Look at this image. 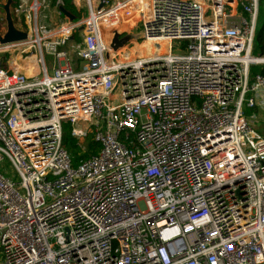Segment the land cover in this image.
<instances>
[{
	"label": "built area",
	"instance_id": "obj_1",
	"mask_svg": "<svg viewBox=\"0 0 264 264\" xmlns=\"http://www.w3.org/2000/svg\"><path fill=\"white\" fill-rule=\"evenodd\" d=\"M45 4L0 46V264H264L259 0H85L81 24L56 0L48 30ZM124 28L154 51L111 50ZM28 44L38 75L10 62ZM65 123L100 146L75 167Z\"/></svg>",
	"mask_w": 264,
	"mask_h": 264
},
{
	"label": "rangeland",
	"instance_id": "obj_2",
	"mask_svg": "<svg viewBox=\"0 0 264 264\" xmlns=\"http://www.w3.org/2000/svg\"><path fill=\"white\" fill-rule=\"evenodd\" d=\"M5 0H0V2H4ZM32 4H33V0H29V2L27 3V5H22L20 2H18L17 6L13 9L14 11L12 16L15 15H19L20 20L24 22H26V26H20L21 24H16V26L20 29H23L24 31H28L29 33V27L33 26L34 23V13L32 12ZM81 9H80V18L78 19L79 23L81 24L88 16L87 14V8H86V4H85V0H82L81 3ZM91 4H92V9L93 11H96L95 8L97 6V0H91ZM16 11V12H15ZM52 11L50 10V8L46 6H42L41 8H39L38 11V15H37V25L41 26L43 28H45L46 30L48 29H52L54 28L56 25H58V19L57 17H55V14H51ZM25 18V19H24ZM13 19H15L13 17ZM15 22V21H14ZM79 24V27H82V25ZM78 27V28H79ZM77 28V29H78ZM257 28V25H256ZM4 29V27L2 28ZM75 30L74 33H77V40L79 41L81 37V31L78 33V30ZM4 30H2L3 32ZM73 33V34H74ZM132 33V31H131ZM136 36L140 35V30L138 29L136 34ZM32 36V35H31ZM75 36H72V41L75 42ZM77 42V41H76ZM132 43L128 44V49L132 50L134 52H137V50H141V51H145L146 53H151L154 51V44L153 43H147L145 42L143 45L141 42H135V41H130ZM159 45V44H157ZM159 48L164 49V45H159ZM126 49V47L124 48ZM123 49V50H124ZM10 58V62L13 63L14 68L23 73L26 76H31V75H38L39 74V67L38 65L35 64V49L31 46V44L28 45H19V46H15L14 48H11L8 52ZM46 63H47V69H48V75L51 76L52 75V68H51V64L52 61L48 58L45 57ZM30 67V68H29ZM252 113V112H250ZM248 113V114H250ZM255 124H261L264 126V114L263 117L259 116V118L256 120ZM256 132H258L259 134V125H256L255 128ZM4 169L6 171H10V167L9 165L5 162L4 164Z\"/></svg>",
	"mask_w": 264,
	"mask_h": 264
},
{
	"label": "trees",
	"instance_id": "obj_3",
	"mask_svg": "<svg viewBox=\"0 0 264 264\" xmlns=\"http://www.w3.org/2000/svg\"><path fill=\"white\" fill-rule=\"evenodd\" d=\"M15 1V5L11 8V12L17 6L19 0ZM47 6L49 8H53L55 6L56 0H45ZM63 8L73 14L76 19L80 18V13H77L76 10L70 5V0H62ZM13 14V12H12ZM15 25L18 24L16 18L14 19ZM20 26L25 27L23 22L21 21ZM3 22L0 18V30L3 26ZM75 37V41L77 40V33L73 34ZM251 54L253 57H264V0H259V17L257 22V28L253 40V46ZM249 77L253 78L255 75H261L264 77V65L262 66H250L249 67ZM62 146L69 153L72 159V166L75 167L80 160L86 159L89 156L95 155L100 146L96 142L92 140V135L88 134L82 142L81 147L77 146L76 141L70 136V126L68 124L62 125Z\"/></svg>",
	"mask_w": 264,
	"mask_h": 264
},
{
	"label": "water",
	"instance_id": "obj_4",
	"mask_svg": "<svg viewBox=\"0 0 264 264\" xmlns=\"http://www.w3.org/2000/svg\"><path fill=\"white\" fill-rule=\"evenodd\" d=\"M105 0H97V6L95 8L96 11L103 10ZM15 5V1L13 0H5L4 2H0V11L2 12L3 16L1 18L3 24H4V32H0V46H8V45H16L20 43H24L29 41V34L24 31L23 29L18 28L15 25L11 7ZM58 11L67 18L70 22H73L76 20V17L71 14L69 11H67L63 7H59ZM78 32L82 30V27H79ZM129 30V28L121 29L120 31L125 32ZM138 41L142 40V35L136 36L135 34H125L121 36L119 32L112 33V38L109 43V47L114 52L120 50L121 48L125 47L127 43L130 41H134L133 39H136ZM137 42V41H135ZM4 56L0 55V68L3 64Z\"/></svg>",
	"mask_w": 264,
	"mask_h": 264
},
{
	"label": "crops",
	"instance_id": "obj_5",
	"mask_svg": "<svg viewBox=\"0 0 264 264\" xmlns=\"http://www.w3.org/2000/svg\"><path fill=\"white\" fill-rule=\"evenodd\" d=\"M112 1H117V0H112ZM28 2H29V0H23V5H27ZM81 3H82V0H70V5L76 10L77 13H80L81 5H82ZM46 5H47V3L44 6H46ZM50 10L54 14V7L52 9L50 8ZM54 16L56 17V15H54ZM73 22H79V21H78V19H76ZM79 38H80V36H79ZM263 114H264V110H260L259 116L263 117ZM256 125H259V131H260L261 135H264V126L261 124H256Z\"/></svg>",
	"mask_w": 264,
	"mask_h": 264
},
{
	"label": "bare ground",
	"instance_id": "obj_6",
	"mask_svg": "<svg viewBox=\"0 0 264 264\" xmlns=\"http://www.w3.org/2000/svg\"><path fill=\"white\" fill-rule=\"evenodd\" d=\"M124 33H127V34H131V30H130V28H129V30H127V31H125ZM125 35V34H124ZM134 41H137L138 42V40H137V38L136 39H133ZM147 43H151V42H148V41H146ZM13 64V63H12ZM30 68V67H29Z\"/></svg>",
	"mask_w": 264,
	"mask_h": 264
},
{
	"label": "flooded vegetation",
	"instance_id": "obj_7",
	"mask_svg": "<svg viewBox=\"0 0 264 264\" xmlns=\"http://www.w3.org/2000/svg\"><path fill=\"white\" fill-rule=\"evenodd\" d=\"M12 7H13V6H12ZM12 7H11V8H12ZM2 16H3V14H2V12L0 11V18H2ZM3 27H4V25L1 27V30H0L1 33L4 32V31L2 32V30H4V29H2Z\"/></svg>",
	"mask_w": 264,
	"mask_h": 264
}]
</instances>
